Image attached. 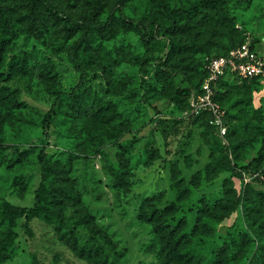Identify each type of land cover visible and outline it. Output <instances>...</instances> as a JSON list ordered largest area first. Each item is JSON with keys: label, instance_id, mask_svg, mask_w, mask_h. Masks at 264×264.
<instances>
[{"label": "rangeland", "instance_id": "374dc122", "mask_svg": "<svg viewBox=\"0 0 264 264\" xmlns=\"http://www.w3.org/2000/svg\"><path fill=\"white\" fill-rule=\"evenodd\" d=\"M72 21L91 11L105 19L115 3L134 19L168 21L157 0H48ZM200 0H166L188 8ZM178 41L195 45L171 54L168 36L152 42L118 26L96 33L79 62L88 73L75 98H64L45 136L44 119L59 92H71L81 75L69 57L70 37L48 12L27 0H0V208L32 206L42 179L39 154L49 153L50 188L73 187L81 202L62 201L68 220L84 208L114 242L115 264H156L161 243L144 207L176 211L168 222L187 240L185 251L214 264L223 248L235 264H264V184L246 187L237 172L264 183V79L228 74L216 83L215 101L225 111L226 133L210 114L193 111L207 57L228 55L247 40L264 57V0H229L208 19L191 18ZM166 61L169 74L157 64ZM190 89H193L190 91ZM230 145L235 170L221 164ZM14 146L18 152H14ZM237 205V207H235ZM235 209L233 210V208ZM77 209V210H76ZM18 222L19 237L2 264H89L48 222ZM8 221L0 216V240Z\"/></svg>", "mask_w": 264, "mask_h": 264}, {"label": "trees", "instance_id": "16d2710c", "mask_svg": "<svg viewBox=\"0 0 264 264\" xmlns=\"http://www.w3.org/2000/svg\"><path fill=\"white\" fill-rule=\"evenodd\" d=\"M34 9L42 6L51 18L59 23L70 37H76L73 46L69 49V57L75 64L76 69L81 75L80 82L71 92H59L45 116L43 125L45 136L50 138L49 128L55 117L58 109L61 107L64 98H75L78 91L84 86L87 81L88 73L83 65L79 62V55L85 56L89 52L90 44L96 33L107 34L110 37L116 35L118 26L137 30L141 39L146 42H152L156 38L166 35L168 36L171 54L175 51L195 45V43H187L178 41L177 36L183 34L185 25L182 21L191 18L208 19L210 10H218L219 8L227 10L229 0H200L193 3L188 8H169L166 5V0H157L158 5L168 21V25L159 22L158 20L144 21L142 19H134L127 15L124 4L122 2L115 3L108 16L101 20L99 11H91L80 17L78 21H72L66 16L56 5L48 0H27ZM7 34L5 27H0V47L3 45ZM258 41H253V46L256 47ZM224 56V55H223ZM219 57V56H217ZM206 65V60H205ZM157 66L163 72L169 74L166 61L161 59ZM204 79L207 77V69L205 68ZM228 75V74H227ZM225 77V76H223ZM223 77L218 79V83ZM262 78H253L246 80H255ZM202 81V83H203ZM202 84L200 89L193 90V97L202 92ZM216 96V93L215 95ZM216 97H214V100ZM204 113V112H203ZM208 113V112H206ZM202 114V113H201ZM210 114V113H208ZM13 148L14 152H18L17 148ZM230 145H225L221 149V164L228 171L236 172L234 163L230 157ZM264 159V139L259 150L258 157L255 159L260 162ZM39 162L42 168L41 183L36 190L35 202L32 206H17L7 204L0 208V216L8 221V229L5 236L0 240V264L5 262L8 255V250L12 247L19 237L18 222L21 218L26 217L27 221L22 224L25 231L32 235V230L28 221L33 218H40L51 224L56 230L59 239L65 243L79 258L87 261L89 264H115L113 256L116 252L114 242L109 235L101 229L94 218L84 209L79 214L77 220H68L61 209L59 208L62 201L75 202L76 208L81 202V197L76 194L73 187L50 188L49 180L52 177L53 169L49 160V153L45 148H42L39 154ZM238 176L245 182L244 174L246 170L239 169ZM255 184H264L259 179L251 178L245 183L246 187H254ZM236 204L235 207H237ZM233 208V210L235 209ZM76 209V210H77ZM176 211L175 204H171L163 209L158 207H144L142 217L152 224L154 233L161 243V258L156 264H207L206 260L201 256H193L185 251L187 240L184 235H181L177 226H173L168 222V219ZM240 257L232 253L229 248H223L219 253L214 264H235ZM34 264H41L38 259L34 258Z\"/></svg>", "mask_w": 264, "mask_h": 264}, {"label": "built area", "instance_id": "2783aa9c", "mask_svg": "<svg viewBox=\"0 0 264 264\" xmlns=\"http://www.w3.org/2000/svg\"><path fill=\"white\" fill-rule=\"evenodd\" d=\"M206 69L208 74L202 83V92L193 97V111L197 115L203 112L210 113L213 118L212 122L225 134V111H222L214 100L218 79L227 74L239 76L242 79H264V57L258 53L253 42L247 40L228 55L207 57ZM244 177L246 183L251 180L249 174H244Z\"/></svg>", "mask_w": 264, "mask_h": 264}]
</instances>
